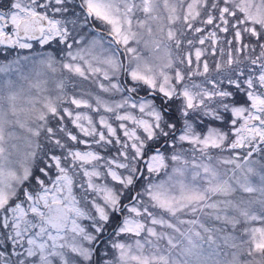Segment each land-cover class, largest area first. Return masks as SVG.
<instances>
[{"label": "snow or ice", "instance_id": "1", "mask_svg": "<svg viewBox=\"0 0 264 264\" xmlns=\"http://www.w3.org/2000/svg\"><path fill=\"white\" fill-rule=\"evenodd\" d=\"M0 264H264V0H0Z\"/></svg>", "mask_w": 264, "mask_h": 264}]
</instances>
